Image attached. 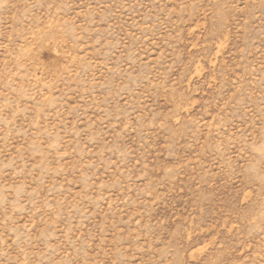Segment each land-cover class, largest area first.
I'll return each instance as SVG.
<instances>
[{"label":"rangeland","instance_id":"rangeland-1","mask_svg":"<svg viewBox=\"0 0 264 264\" xmlns=\"http://www.w3.org/2000/svg\"><path fill=\"white\" fill-rule=\"evenodd\" d=\"M0 264H264V0H0Z\"/></svg>","mask_w":264,"mask_h":264}]
</instances>
